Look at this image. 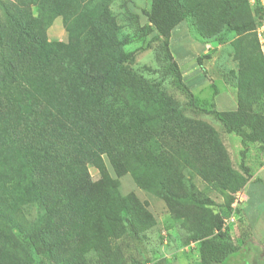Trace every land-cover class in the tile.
I'll use <instances>...</instances> for the list:
<instances>
[{"label":"trees","instance_id":"trees-1","mask_svg":"<svg viewBox=\"0 0 264 264\" xmlns=\"http://www.w3.org/2000/svg\"><path fill=\"white\" fill-rule=\"evenodd\" d=\"M127 1L123 0L124 6ZM244 3L253 16L239 32L255 33L260 13L252 12L248 0ZM201 5L202 0H152L146 16L163 37L167 51L175 28L198 16ZM42 7L40 17L26 25L30 50L21 53L18 63L5 64L0 82L4 78L16 83L12 73L24 67L20 62L30 60L28 72L61 70L70 80L66 84L80 82L81 90L92 93L93 106L68 103L64 107L63 93L37 94L31 80L27 91L13 92L7 104L0 97V264H83L91 250L101 264H128L123 253L112 247V240L127 231L121 213L131 218L136 231L149 229L155 221L135 195H121L119 182L105 171L102 156L106 154L119 173L124 167L139 188L165 200L175 220L183 222L199 242L200 264H228L244 253L250 258L248 240L242 237L240 245L233 243L228 230H223V219L210 209L212 203L198 197L182 173L187 164L208 184L235 195L243 191L249 179L234 166L217 131L203 124L197 156L180 151L181 160L176 157L170 170L172 161H161L162 140L186 134L182 123L189 122L184 108L162 91L148 92L142 80L133 85L136 93H127V81L117 77L127 76L128 56L118 41L120 26L108 4L61 0ZM57 15L63 17L69 32L68 45L47 41L46 29ZM86 32L101 43L94 46L100 67L91 74H85L83 62L76 61V56L84 57L79 44ZM248 37L241 40L245 56L249 55ZM255 43L258 46L256 34ZM259 61L264 64L262 55ZM164 73L175 87L190 93L175 62L165 66ZM254 77L250 75V87L245 85L241 91L235 112L214 111L213 115L243 144L264 148V112L257 107L264 97V77L256 73ZM53 88L52 84L50 91ZM201 148L208 153L202 156ZM91 165L104 176L105 183L94 188L96 193L93 187L88 189ZM27 207L35 208L34 218L27 217Z\"/></svg>","mask_w":264,"mask_h":264},{"label":"rangeland","instance_id":"rangeland-1","mask_svg":"<svg viewBox=\"0 0 264 264\" xmlns=\"http://www.w3.org/2000/svg\"><path fill=\"white\" fill-rule=\"evenodd\" d=\"M52 1L61 0H0V77L5 64L18 63L21 60V53L30 50L31 42L26 25H29L31 19L40 17L39 12L40 9L43 11V3L45 6H51ZM95 1L99 5L107 3L120 26L118 41L123 44V51L128 56V60L127 76L121 75L117 78L123 79L120 81H127L124 83L127 84V93L130 90L136 93L133 85L136 81L142 80L146 83L144 86L148 92L162 91L173 102L184 108V118L189 122L182 123L186 128V134H179L175 139L162 140L165 144L161 147L164 152L161 161H172L168 168L173 170L176 164L175 158L181 160L180 151L188 152L189 157L197 156L195 147L200 145L197 141L202 134L200 127L204 128L203 124H206L217 131L219 140L229 153L234 166L248 177L247 186L262 185L259 188L264 192V148L257 143L243 144L238 135L228 133L224 124L213 115L214 111L235 112L232 108H236L237 104L238 109L241 91L246 89L245 85L250 87V75L254 77L256 73L264 77V64H260L259 61L262 54L255 43L254 31L245 34L239 32L240 27L248 24L253 16L248 13L244 0H202L199 15L186 20L184 25L178 26L173 31L169 51L165 49L163 37L146 16V12L151 9L152 0H128L125 6L123 0ZM87 33L81 34V40L79 39L80 52L85 53L84 57L76 56V61L83 62L85 74H91L100 67L95 62L98 56L94 46L98 48L101 43L93 40ZM45 34L48 42L65 45L70 42L69 32L62 16L55 17ZM246 34L250 36L248 38L251 41L249 55L245 56L242 52L244 47L241 40ZM197 44L203 46L201 50L197 49ZM29 61L20 62L19 65L25 64L24 67L18 69L17 73H12L17 77L16 83H7L2 78L0 97L4 104L8 103V97L13 92H26L29 88L27 81L31 80L32 89L37 94L63 93L66 101L64 107H69V104H75L79 108L93 106L90 102L92 93L87 95L81 90L78 84L80 82L66 84L65 81L70 80L65 78V73L61 70L28 72L27 66H31ZM170 62H175L180 68L189 94L175 87L172 78L165 75V66ZM52 84L54 88L50 91ZM254 84L255 82H252V86ZM228 93L233 95L234 102L231 100L233 106L230 105L231 97L228 99ZM219 100L228 103L229 111L218 109ZM257 107L264 112V97L259 99ZM201 151L204 153L201 152L202 156L208 153L203 148ZM102 158L105 171L111 179L119 182L121 195L123 197L135 195L155 221L149 229L136 231L132 226L131 218L121 213L123 226L127 231L112 240L113 249L121 251L128 264H200L199 242L192 239L191 232L183 222L175 220L165 200L139 188L132 173L126 171L124 167L119 173L112 166L107 154ZM185 166L182 172L185 180L195 186L194 191L198 197L208 199L212 203L210 209L213 214L223 219V230H226L224 220L229 217L235 218L234 225L228 228L233 243L240 245L242 237L250 243V258H246L244 253L228 264H244L247 260L253 264H264V229L261 228L262 223L258 220L260 219L264 224V199L254 206L257 211H252L254 217L252 218L249 215V208L254 205L255 200L233 209L231 204L235 194L217 185L208 184L187 164ZM88 170L91 183L88 189L93 187L96 193L98 190L94 188L104 182V176L96 166L91 165ZM247 186L243 190L246 191ZM26 215L28 218H34L35 208L27 207ZM256 224L259 229L255 230L253 237L252 231ZM98 227L100 230L101 224H98ZM83 264H101L97 252L95 250L87 252Z\"/></svg>","mask_w":264,"mask_h":264},{"label":"built area","instance_id":"built-area-1","mask_svg":"<svg viewBox=\"0 0 264 264\" xmlns=\"http://www.w3.org/2000/svg\"><path fill=\"white\" fill-rule=\"evenodd\" d=\"M248 4L254 14L256 12L260 13V21L258 26L255 29V34L258 41V46L260 49V53L264 57V0H248ZM248 195L245 190L238 192L234 196V200L232 202V208L237 209L241 207L244 203L248 202ZM235 221L234 217H229L224 220V229L228 230V228L233 226ZM233 224V225H232Z\"/></svg>","mask_w":264,"mask_h":264},{"label":"crops","instance_id":"crops-1","mask_svg":"<svg viewBox=\"0 0 264 264\" xmlns=\"http://www.w3.org/2000/svg\"><path fill=\"white\" fill-rule=\"evenodd\" d=\"M181 25H184V23H182ZM176 29V28H175ZM171 39H172V37H171ZM199 44H197V49H199V50H201L202 49V47L203 46H198ZM190 62V61H189ZM188 64V63H187ZM229 94V93H228ZM233 95L230 93L229 95H227V97H228V99H230V97H231V99L229 100L230 101V105L231 106H233V104H231V100H232V102H234V99H233V97H232ZM219 104H220V107L218 108L220 111H229L228 110V103H226V102H224V101H220L219 100ZM221 108V109H220ZM232 110L233 111H236L237 110V104H236V108H232ZM259 186L260 185H256V184H250L249 186H247V188H246V193H247V195L249 196V199H248V202L247 203H249V202H252V201H254L255 200V203H254V205H251V207L249 208V215L252 217V218H254L252 215V211H257V209L256 208H254V206H257L259 203H261V201L264 199V192H262V190L263 189H261V188H259ZM260 187H262V185L260 186ZM254 197V198H253ZM261 223H262V227L261 228H263L264 229V224H263V222L260 220V219H258ZM250 225V224H249ZM258 230L259 229V227H258V224H256L254 227H253V231H252V236L254 235L255 236V230ZM253 236V237H254Z\"/></svg>","mask_w":264,"mask_h":264}]
</instances>
